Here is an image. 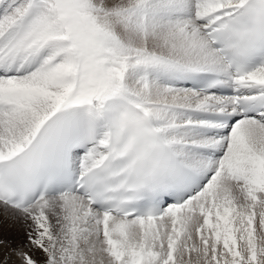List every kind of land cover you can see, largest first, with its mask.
Listing matches in <instances>:
<instances>
[{
  "label": "snow or ice",
  "instance_id": "obj_1",
  "mask_svg": "<svg viewBox=\"0 0 264 264\" xmlns=\"http://www.w3.org/2000/svg\"><path fill=\"white\" fill-rule=\"evenodd\" d=\"M0 264H264V0H0Z\"/></svg>",
  "mask_w": 264,
  "mask_h": 264
},
{
  "label": "rangeland",
  "instance_id": "obj_2",
  "mask_svg": "<svg viewBox=\"0 0 264 264\" xmlns=\"http://www.w3.org/2000/svg\"><path fill=\"white\" fill-rule=\"evenodd\" d=\"M4 234L19 237L18 226H13L11 221L6 219H0V235Z\"/></svg>",
  "mask_w": 264,
  "mask_h": 264
},
{
  "label": "bare ground",
  "instance_id": "obj_3",
  "mask_svg": "<svg viewBox=\"0 0 264 264\" xmlns=\"http://www.w3.org/2000/svg\"><path fill=\"white\" fill-rule=\"evenodd\" d=\"M0 219H2V220H3V219H5V218H4V216H3V215H0ZM6 221H7V220H6ZM9 223H10V222H9Z\"/></svg>",
  "mask_w": 264,
  "mask_h": 264
}]
</instances>
